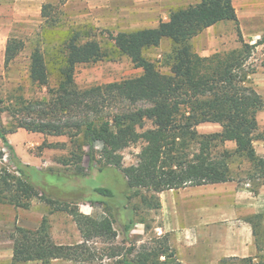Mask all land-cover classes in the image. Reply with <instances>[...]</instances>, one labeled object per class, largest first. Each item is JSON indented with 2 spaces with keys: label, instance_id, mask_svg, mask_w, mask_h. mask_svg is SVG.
Here are the masks:
<instances>
[{
  "label": "trees",
  "instance_id": "16d2710c",
  "mask_svg": "<svg viewBox=\"0 0 264 264\" xmlns=\"http://www.w3.org/2000/svg\"><path fill=\"white\" fill-rule=\"evenodd\" d=\"M64 2H43L39 30L28 40L8 37L5 44L6 67L29 42L32 48L28 78L33 84L45 86L48 96L17 110L8 107L10 128L3 126L0 119V160L7 155L12 166H0V204L27 209L32 199L44 198L48 190L54 192L57 196L53 194L47 202L73 217L82 239L75 244L55 243L46 217H42L37 229L15 225L10 234L13 262L80 261L90 255L87 242L91 238L111 241L117 236L110 216L93 217L74 205H59V197L66 199L70 195H58L55 187L45 180L42 186L29 180L27 169L42 170L23 162L16 154L7 134L18 128L43 135H65L75 143L78 151L71 153L75 166L71 176H86V168H95L96 156L103 164L96 166V171L111 165L122 172L126 186L119 195L102 186L94 191L104 197L90 193L86 198L110 209L109 202L118 195L116 214L125 216L122 223L125 237L136 223V210L128 205L132 196L140 197L143 208L158 210V192L234 179L230 169V158L234 155L251 162L260 172L259 184L264 183V158L257 156L253 147L254 140L264 138L257 132L256 120L257 112L264 110V98L251 83L254 68L248 65L254 47L264 43V36L254 43L243 39L232 0H199L178 6L169 11L167 20H160L156 26L126 31L116 38L96 31L91 23H67L61 7ZM221 21L234 23L240 47L200 55L191 40ZM165 39L170 42V49L163 52L158 64L145 55V50L159 46ZM121 56H127L141 73L85 88L76 86L74 74L78 64L117 60ZM147 121L151 127H145ZM206 122L219 124L220 131L199 132L197 125ZM139 140L144 144L137 162L123 166L118 151ZM225 141H233L235 148H223L218 155L214 154L212 147ZM96 143H100L99 148ZM63 144L46 143V146ZM84 156L88 160L86 168L81 164ZM121 193L123 202L119 201ZM144 229L149 226L145 225ZM257 235L255 231L260 251ZM115 254L121 256L119 264H182L166 233L154 237L152 245L141 244L138 248L129 245ZM255 257H223L217 264H227L229 260L264 264V255L257 253Z\"/></svg>",
  "mask_w": 264,
  "mask_h": 264
},
{
  "label": "rangeland",
  "instance_id": "374dc122",
  "mask_svg": "<svg viewBox=\"0 0 264 264\" xmlns=\"http://www.w3.org/2000/svg\"><path fill=\"white\" fill-rule=\"evenodd\" d=\"M5 1L8 3L12 0H0V18L1 20H7V23L3 25L0 30L2 32L0 45L3 42L4 33L7 34V37L15 36L28 40L34 32L39 30L42 24L40 13L37 14L36 7L33 5L30 6L27 14H22L21 10L13 4L7 7L4 4ZM47 1L52 3L59 2V0H44L43 2ZM186 2L195 3L196 0L184 1V3ZM232 2L236 10L238 26L241 30L243 39L246 42L254 43L257 39L263 37L264 0H232ZM76 4L77 5L72 4L70 7L61 4L65 13L64 17L69 24H72L71 22L73 20L86 21L85 18L81 19L77 15L81 8H75V6H79L77 0ZM70 13L76 16L72 19L68 18ZM20 14L22 15V19L15 20L16 15L18 16ZM95 29L96 31H102L105 36L112 35L115 38L121 33L128 31L118 28ZM191 43L195 51L200 55H210L215 51H226L239 48L241 45L238 41L235 26L232 21H221L208 27L198 36H195L191 40ZM31 48L29 42H26L22 52L6 67L3 64L4 51L0 48V119L2 125L6 128H10L12 125L9 110H6L8 107L17 110L28 102H33L48 96L45 86L33 84L28 78L27 66ZM169 49L170 42L168 39H165L159 46L145 50V55L151 60L157 61L159 64L163 52ZM263 49L264 43L254 47L252 55L248 60V65L254 68V73L250 76L254 88L255 79H257L259 73L264 72V57L261 54ZM140 73L141 69L134 67L127 56H121L117 60L104 59L78 64L75 68L74 79L78 88H85L96 84L134 77ZM151 126V122L147 121L145 127ZM212 129L213 128L209 126H202L198 128V131L201 133H208L211 132ZM257 132H261L264 136V126H258ZM7 137L13 145L16 154L23 162L28 163L29 159L33 166L38 165L37 167L42 170L34 171L30 168L27 169L31 182L38 186H42V181L45 180L49 185L55 187L58 195H70V197L66 199L59 197V205H74L82 213L93 217L108 215L114 221V228L117 232L115 239L107 241L101 237H93L87 242L90 247V255H85L87 258L84 259L82 257L80 261L58 259L53 262L54 264H119L118 261L121 256H117L115 253L123 252L129 245H135L136 248L141 244L152 245L154 237L162 235L156 228L159 224V210L143 208L139 196H132L128 202V205L134 207L136 210L134 215L136 223L128 237L123 235L122 223L124 222L125 216L122 213L116 214V205L118 203V195L122 192L121 189L126 186V180L122 172L111 165H104L102 166L104 169L96 171V166L103 165L98 160L99 156H96L93 162V167H95L93 170H87L88 160L87 156H84L81 164L86 168V176L74 177L70 175L75 169L71 153L73 151L77 153L78 150L76 144L71 143L67 136L43 135L41 133L29 132L22 128H18L14 133H8ZM46 143L64 144L62 146L47 147ZM143 144L144 141L139 140L136 144L123 147L118 151V154L121 155V163L123 166L135 164L137 162V154ZM1 145L2 142L0 140V146ZM96 145L97 148L100 147V143H96ZM223 148L232 150L225 147L223 144L213 146L212 151L214 154L218 155ZM84 149H86V147ZM1 165H7L12 168L7 155H4L0 160V166ZM230 169L234 179L251 180L254 185L262 180V178H259L260 172H257L253 164L243 156H232L230 158ZM102 186L108 187L114 193L118 194L116 198H113L114 200L112 199L109 202L110 209L102 203L86 198L91 195L94 197H104L94 191L96 187ZM53 194L56 195V193H52L48 190L43 194L44 198L32 199L31 203L33 204L30 205L31 211L36 215L43 213V217L47 219L46 222L49 227V233L53 232L58 242L70 244L80 242L82 238L73 217L68 212L58 208L55 204L47 202V199ZM120 196L119 201L123 202L124 198L122 193ZM22 213L23 211L18 210L10 204H0V216H6L10 222H13L15 216L21 215ZM145 225H148L149 229L145 230ZM257 234L259 247H261V252L258 254L264 255V227L262 228L260 226ZM255 263H258L257 260ZM227 264H241V262L239 260H229Z\"/></svg>",
  "mask_w": 264,
  "mask_h": 264
},
{
  "label": "crops",
  "instance_id": "0c3cea01",
  "mask_svg": "<svg viewBox=\"0 0 264 264\" xmlns=\"http://www.w3.org/2000/svg\"><path fill=\"white\" fill-rule=\"evenodd\" d=\"M43 1L12 0L8 3L5 1L4 4L7 7L13 4L22 14H27L30 6L35 5L39 14ZM184 1L186 0H77L79 6L75 8H81L77 15L86 21L73 20L71 23L91 22L99 30L118 28L130 31L154 27L160 20L168 19L172 8L194 4ZM72 4L77 5L76 0H65L63 3L67 7ZM70 14L68 18L76 16ZM21 19V14L16 15L15 20ZM6 23L7 20L0 18V30ZM1 33L0 31V39ZM7 38L4 33L0 45L2 51ZM261 54L264 57V49ZM254 84L257 92L264 98V72L259 73ZM256 120L258 126H264V110L257 112ZM202 126L213 128L211 132L221 129L217 123L206 122L197 125V130ZM224 146L234 149L235 143L225 141ZM253 147L256 155L264 158V138L254 140ZM28 164L32 165L29 159ZM157 195L160 207L159 224L156 228L160 233L168 235L176 257L182 264H217L223 257L251 256L257 259L255 255L261 252V247L259 251L255 231L259 232V227H264L263 182L254 185L251 180L237 178L166 189ZM17 209L23 213L15 216L13 222L8 221L4 215L0 216V264H41L35 260L12 261L13 240L10 234L15 225L37 229L43 217V213L36 215L30 207ZM255 215H260L259 219H254ZM50 236L57 244H70L58 242L53 232H50ZM56 260L58 259H53L51 264Z\"/></svg>",
  "mask_w": 264,
  "mask_h": 264
}]
</instances>
